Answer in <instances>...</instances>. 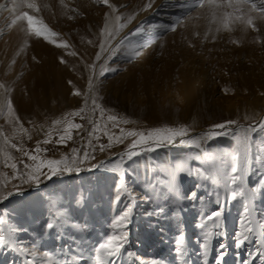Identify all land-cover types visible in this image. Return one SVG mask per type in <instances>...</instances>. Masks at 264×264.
<instances>
[{
  "label": "rangeland",
  "instance_id": "374dc122",
  "mask_svg": "<svg viewBox=\"0 0 264 264\" xmlns=\"http://www.w3.org/2000/svg\"><path fill=\"white\" fill-rule=\"evenodd\" d=\"M38 2L50 5V10H42L39 16L71 45V50L77 55H66L64 49L54 47L42 38H28L18 26L9 27L14 18L10 11L12 0H0V4L6 5L5 9H0V82L13 88L11 99L16 113L33 137L31 141L25 138V146L29 149L35 147L37 140L44 138L53 120L84 105L83 97L88 90L90 74L86 66L94 61L99 50L100 29L105 23V13L110 12L106 6L98 5L94 0H64L68 5L67 9L61 7V0ZM109 2L118 8L114 15L139 12L121 35L141 23L145 26L167 23L177 14L170 0H155L147 11H139L147 0ZM72 8L77 9L80 15L70 11ZM194 15L202 18L186 21V27H178L175 33L164 34L155 45L142 49V54L136 59L129 61L126 56L119 55L109 62V66L117 70L100 78L102 83L99 84L98 95L102 98L100 103L106 109L136 121L135 124L129 123L122 127L139 130L165 125H185L192 129L190 135L196 136L207 131L211 125L227 120H236L240 125L247 127L249 123H256L264 118V21L254 22L258 32L252 29L242 31L237 26L232 32L216 34L213 41L211 35L207 40L204 39V33L209 26L207 19L203 18L206 13L200 11ZM69 16L74 18L69 19ZM195 32H199L200 36L196 37ZM150 35L154 37L156 33L142 34L141 37L133 38L132 43L142 44ZM232 40L237 43H232ZM190 44L194 47L189 46ZM21 48L24 52L18 55ZM62 55L65 56L67 64L59 62ZM44 56L57 60L46 70L49 77L53 76V68H56L55 73L57 69L65 70L67 76L74 78L81 86L79 90L82 95H73L64 108L60 99L54 95L49 98V94L44 97L41 92L39 99L49 104L48 109L44 108L43 103L41 108L32 105L24 116L19 112L13 98L17 94L31 91L37 78L30 62ZM13 61L15 63H12ZM186 74H190L193 80L189 94ZM45 89L51 92L52 87L48 85ZM75 119L76 122L84 124L87 130H91V125L86 120H80L79 117ZM29 121L37 127L34 128ZM4 123V120L0 119V125ZM40 125L44 126L43 130L39 128ZM5 130L8 133L11 131L7 126ZM116 131L118 132V129ZM81 136L86 138L87 131L81 130L79 135L74 132L73 140L69 141L67 146H44L49 149L47 157L59 159L65 154H70L72 148H80L83 144ZM101 142L106 143V137H102ZM253 143L256 146L264 145V133L253 134ZM126 144L127 141L109 151H97L96 159L91 163L107 161L110 157L115 161L117 157L114 154L123 151ZM235 146L233 137L225 136L208 142L203 150L212 153L230 152ZM11 151L13 155L19 156L15 150ZM201 153V149L194 147L165 146L124 164L121 169L124 182L141 197L147 196L150 199L147 202L142 199L137 201L127 228L129 236L126 251L118 258V264H143L152 259L160 261L161 264H204V260L207 264H215L216 250L221 243L226 246L224 250L227 252L224 264H245L246 261L247 264H260L259 258L254 260L250 255L257 246L255 239L242 248L235 247L234 236L243 211L240 198L226 203L223 221L226 235L214 238L208 256L202 258L200 241L205 230L198 229L195 225L202 214H210L216 209L212 195L216 191L215 185L194 176L178 174L176 185L184 197L178 206H165L164 197L158 195L162 189L157 188L154 191L152 187L147 186L149 180L146 173L150 166L153 177L166 178L170 165L178 161H188L189 156L195 157ZM188 163L190 166H199L203 163V156L201 155L200 161L190 160ZM83 167L87 169L90 165ZM0 171L11 174V170L4 169L2 165ZM262 172L264 169H259L254 164L252 174L247 180L248 185H255ZM119 181L120 176L108 167L65 173L51 180H42L39 188L22 185V194L0 204V213L5 214L11 226L26 229L18 233V239L29 248L35 246L37 259L41 264H45L49 256L50 264H96V247L113 230L110 227L112 220L128 202L127 197H122L119 203H114L117 195L115 188ZM198 183L201 185L199 188L196 187ZM11 187L10 183L8 188ZM192 190L197 192L195 201L186 198ZM200 197L204 199L203 204ZM161 207H165L162 214L145 215L146 212L155 213ZM57 209L63 211L67 220L75 222V226L53 229L42 234L46 224L53 221L52 213ZM253 217L257 221H264V192L256 198ZM181 225L186 237L187 253L178 257L174 250V240ZM254 226L259 227L258 224ZM58 234L62 238H58ZM260 247L264 250V245ZM78 256L83 259L77 260ZM27 259L30 257H25L23 253L18 254L8 248L0 249V264H25Z\"/></svg>",
  "mask_w": 264,
  "mask_h": 264
},
{
  "label": "snow or ice",
  "instance_id": "6c2138e0",
  "mask_svg": "<svg viewBox=\"0 0 264 264\" xmlns=\"http://www.w3.org/2000/svg\"><path fill=\"white\" fill-rule=\"evenodd\" d=\"M94 2L106 6L110 12L105 13V23L100 29L99 50L95 54L94 61L86 66L90 70V74L88 76V90L83 97L84 105L53 120L51 127L45 132L44 138L37 140L32 149L25 146V138L31 141L33 137L29 128L24 126L16 113L11 99L13 88L0 82V119L5 122L4 125H0V165L4 169L11 170V174L7 171H0V177L3 178L0 179V204L13 196L22 194V185L39 188L42 180H51L58 175L108 167L110 171L120 176V181L115 188L117 195L114 203H119L122 197H127L128 202L112 220L110 227L113 230L96 247L94 259L96 264H118V258L126 251L129 236L127 228L134 215L137 201L142 199L147 202L150 199L147 196L141 197L139 193L130 189L124 182L121 171L124 164L138 156L155 152L165 146L194 147L201 149L202 153L195 157L189 156L188 161H200L202 155L203 163L201 165L190 166L188 161H178L169 166L166 178L153 177L150 166L146 173L149 180L147 186L152 187L154 191L157 188L162 189L158 195L164 197L165 206L168 204L178 206L184 198L176 185L178 174L194 176L215 185L216 191L212 195L213 202L217 207L210 214H202L195 225L196 228L205 230L200 241L202 258L208 256L209 247L214 238H221L226 235L223 227L226 203L240 198L243 202V211L237 233L234 236L235 247L237 249L242 248L255 239L257 246L250 255L254 260L259 258L260 264H264V250L260 247V245H264V221H257L253 217L256 198L261 192H264V172L260 173L261 178L255 185L250 186L247 183L254 164L259 169H264V145L256 146L253 143V134L264 133V118L256 123H249L247 127L240 125L236 120H227L211 125L207 131L196 136H191L192 129L185 125H165L139 130L136 128L127 129L122 125L135 124L136 121L106 109L100 103L102 98L98 95L99 84L102 83L100 78L104 77L106 73L117 70V68L109 66L110 61L119 55L126 56L129 61L136 59L142 54V49L155 45L158 40L163 38L164 34L175 33L178 27H186V21L201 19V16L194 15L200 11L206 13L203 18L207 19L209 25L204 33L205 40L211 35V39L215 41L216 34L225 31L232 32L237 26L242 31L252 29L258 32L259 29L254 22L256 20L264 21V0H170L172 7L177 10V14L173 15L167 23L148 26L141 23L129 29L124 35L121 33L132 24L139 12L114 15L118 12V8L109 0H94ZM154 2L155 0H147V3L139 11H147ZM61 7L68 8L64 0H61ZM121 7L125 6L121 5ZM5 8V4H0V9ZM42 10H50V5L42 4L38 0H12L10 11L14 14V18L8 26H18L26 37L42 38L48 44L64 49L66 55L76 56L77 53L71 50V45L64 41L59 33L44 23V20L39 16ZM70 11L80 15L75 8L70 9ZM68 18L73 19L74 17L69 16ZM153 32L156 35L154 37L150 35L144 43H132L133 38ZM194 35L199 37L200 33L195 32ZM231 42L237 43L235 40ZM88 43H92V41H88ZM189 46L194 47L191 44ZM23 52L24 49L21 48L17 54ZM33 59L36 58L33 57ZM59 62L67 64L64 55L59 57ZM69 84H72V81H69ZM73 95L81 96L82 93L76 89ZM77 117L80 120H86L91 125V130H87L84 124L76 122L75 118ZM29 123L33 124L34 128L37 127L32 121ZM6 126L11 129L10 133L6 132ZM43 127V125L39 126L41 130ZM81 130L87 131V137L81 136L83 144L80 148H72L70 154H65L59 159L47 157L46 153L49 149L44 146L49 144L67 146L68 142L73 140V133L76 132L79 135ZM54 134L55 138H53ZM225 136H232L236 142L233 151L212 153L203 150L204 145L208 142ZM102 137H106V143L101 142ZM126 141L124 150L114 154L117 157L115 161L110 157L107 161L101 160L99 163H91L96 159L95 153L97 151H109L116 145L125 144ZM11 150L19 153V156L13 155ZM86 164L90 165L87 169L83 167ZM10 183L11 189L8 188ZM200 186L198 183L196 187L199 188ZM186 198L195 201L197 192L192 190ZM199 199L203 204V197ZM164 211L165 207H161L157 212H146L145 215H159ZM52 215L53 221L46 224L42 234L53 229L75 226V222L64 217L61 209H57ZM257 224L259 225L258 228L254 226ZM84 228L86 230V226ZM20 231H26V229L11 226L5 214L0 213V249L8 248L18 254L23 253L25 257H30L25 261V264H41L37 259L38 253L35 246L29 248L18 239ZM58 238L62 237L58 234ZM185 239L181 225L174 240V250L178 257H183L187 253ZM225 248L223 243L217 248L215 264H224L227 255ZM128 254L131 255V253ZM82 259V256L77 257V260ZM50 261L51 257L49 256L45 264H50ZM143 264H161V262L152 259L143 262ZM204 264H207L206 260H204Z\"/></svg>",
  "mask_w": 264,
  "mask_h": 264
},
{
  "label": "bare ground",
  "instance_id": "6f19581e",
  "mask_svg": "<svg viewBox=\"0 0 264 264\" xmlns=\"http://www.w3.org/2000/svg\"><path fill=\"white\" fill-rule=\"evenodd\" d=\"M47 52L49 53L48 50ZM55 62H57V60L55 59L52 60V58L48 56H44L43 58H38L35 62H30L32 69L34 70V75L37 78V82L33 84L31 91L28 90V92H24L23 94L20 95L17 94L13 98L15 105L17 106L19 112L22 115L26 116V114L29 111V108L32 107V105H36L41 108L43 103L44 108L48 109L49 104L46 103V101L39 99L41 92L42 95H44V97L46 94H49L48 96L49 98H51L54 95L57 99H60V102L62 103V107L65 108L71 101V98L73 97V92L76 89H81V86H79V84L74 80V78L67 76V73H65V70L63 69L60 70L57 69L55 73L54 70L56 68H53L51 70L53 72V73L51 72L53 76L49 77L46 70H49V65L50 64L54 65ZM185 79H186V84L188 86L187 94H189V92L192 91L191 86L193 80L191 79L190 74H186ZM69 81H72V84H69ZM48 85L52 87L51 92H47L45 89L46 86ZM184 90L186 91L187 89L184 88ZM46 207H48L47 204Z\"/></svg>",
  "mask_w": 264,
  "mask_h": 264
}]
</instances>
